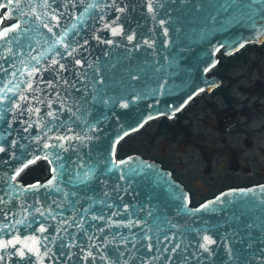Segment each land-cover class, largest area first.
Here are the masks:
<instances>
[{
    "label": "water",
    "instance_id": "obj_1",
    "mask_svg": "<svg viewBox=\"0 0 264 264\" xmlns=\"http://www.w3.org/2000/svg\"><path fill=\"white\" fill-rule=\"evenodd\" d=\"M263 39L264 0H0V264H264V183L192 204L118 155Z\"/></svg>",
    "mask_w": 264,
    "mask_h": 264
},
{
    "label": "flooded vegetation",
    "instance_id": "obj_2",
    "mask_svg": "<svg viewBox=\"0 0 264 264\" xmlns=\"http://www.w3.org/2000/svg\"><path fill=\"white\" fill-rule=\"evenodd\" d=\"M209 72L220 77L217 85L198 92L173 117L151 119L137 131L150 133L139 153L169 168L189 189L192 204L227 188L264 183V39L231 54L221 51ZM161 136L166 145L190 148L197 170L159 145Z\"/></svg>",
    "mask_w": 264,
    "mask_h": 264
},
{
    "label": "rangeland",
    "instance_id": "obj_3",
    "mask_svg": "<svg viewBox=\"0 0 264 264\" xmlns=\"http://www.w3.org/2000/svg\"><path fill=\"white\" fill-rule=\"evenodd\" d=\"M150 129V128H149ZM154 127H152L150 129V131H153ZM150 133L145 132V134L143 132L139 133V132H135L133 133L131 136L126 137L124 140L121 141L120 145H119V149L122 150L123 153H129V152H140L142 151L143 147H142V140L146 137L149 136ZM165 138H163V136H161L160 138H158V143L159 145H161L162 147L165 144ZM183 140H181L182 142ZM168 145V146H167ZM166 145V150H168L169 152H173L175 153L177 157L183 159L185 161V164L188 165L191 169L193 170H197V161H192L190 158L191 152H190V148L188 149L189 153L184 152L182 150H180V146H178V143L173 142L172 144H167ZM182 147L185 146V144L181 143ZM184 145V146H183ZM198 152V151H197ZM48 171V166L45 163L44 159H40L38 161H36L35 163L31 164L30 166H28L24 171V175L22 177L23 180L25 181H31L34 179H42ZM196 182H194L195 184ZM195 190L198 188L196 185H194ZM200 186H204L200 184Z\"/></svg>",
    "mask_w": 264,
    "mask_h": 264
},
{
    "label": "trees",
    "instance_id": "obj_4",
    "mask_svg": "<svg viewBox=\"0 0 264 264\" xmlns=\"http://www.w3.org/2000/svg\"><path fill=\"white\" fill-rule=\"evenodd\" d=\"M9 20H6L5 22H8ZM128 153V152H127ZM127 153H123L122 152V150H120V149H118V155L119 156H121V155H125V154H127ZM130 153V152H129ZM45 163H46V165L48 166V171H47V174L42 178V179H44V178H46L48 175H49V164H48V162L45 160ZM30 166V165H29ZM23 175H24V173L22 172L21 174H20V178H22L23 177ZM24 178V177H23Z\"/></svg>",
    "mask_w": 264,
    "mask_h": 264
}]
</instances>
